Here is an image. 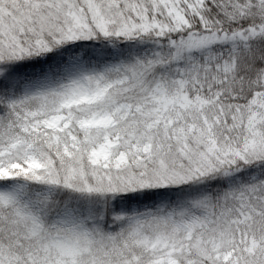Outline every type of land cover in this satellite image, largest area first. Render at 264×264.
<instances>
[{
    "label": "snow or ice",
    "instance_id": "1",
    "mask_svg": "<svg viewBox=\"0 0 264 264\" xmlns=\"http://www.w3.org/2000/svg\"><path fill=\"white\" fill-rule=\"evenodd\" d=\"M0 264H264V0H0Z\"/></svg>",
    "mask_w": 264,
    "mask_h": 264
}]
</instances>
